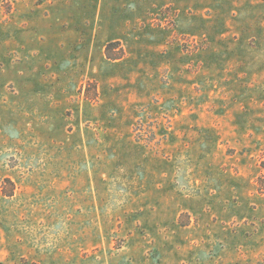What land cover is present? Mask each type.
I'll return each mask as SVG.
<instances>
[{"label":"rangeland","instance_id":"1","mask_svg":"<svg viewBox=\"0 0 264 264\" xmlns=\"http://www.w3.org/2000/svg\"><path fill=\"white\" fill-rule=\"evenodd\" d=\"M0 264H264V0H0Z\"/></svg>","mask_w":264,"mask_h":264},{"label":"trees","instance_id":"2","mask_svg":"<svg viewBox=\"0 0 264 264\" xmlns=\"http://www.w3.org/2000/svg\"><path fill=\"white\" fill-rule=\"evenodd\" d=\"M6 182L10 183L12 186L14 185L13 182L10 179H6ZM14 192H10V193H5L6 196H13Z\"/></svg>","mask_w":264,"mask_h":264}]
</instances>
